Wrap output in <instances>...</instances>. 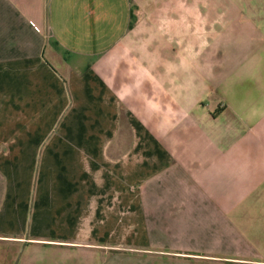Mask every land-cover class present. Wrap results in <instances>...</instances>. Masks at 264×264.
Wrapping results in <instances>:
<instances>
[{"label": "crops", "instance_id": "0c3cea01", "mask_svg": "<svg viewBox=\"0 0 264 264\" xmlns=\"http://www.w3.org/2000/svg\"><path fill=\"white\" fill-rule=\"evenodd\" d=\"M0 0V264H264V0Z\"/></svg>", "mask_w": 264, "mask_h": 264}, {"label": "rangeland", "instance_id": "374dc122", "mask_svg": "<svg viewBox=\"0 0 264 264\" xmlns=\"http://www.w3.org/2000/svg\"><path fill=\"white\" fill-rule=\"evenodd\" d=\"M221 0H218V6L220 7L221 9V3H220ZM213 2V0H198V4L200 7H204V6H208L210 7L211 3Z\"/></svg>", "mask_w": 264, "mask_h": 264}]
</instances>
